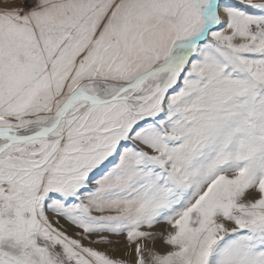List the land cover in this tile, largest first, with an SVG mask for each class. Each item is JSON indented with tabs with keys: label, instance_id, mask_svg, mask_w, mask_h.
<instances>
[{
	"label": "snow or ice",
	"instance_id": "snow-or-ice-1",
	"mask_svg": "<svg viewBox=\"0 0 264 264\" xmlns=\"http://www.w3.org/2000/svg\"><path fill=\"white\" fill-rule=\"evenodd\" d=\"M0 264H264V0H0Z\"/></svg>",
	"mask_w": 264,
	"mask_h": 264
},
{
	"label": "rangeland",
	"instance_id": "rangeland-1",
	"mask_svg": "<svg viewBox=\"0 0 264 264\" xmlns=\"http://www.w3.org/2000/svg\"><path fill=\"white\" fill-rule=\"evenodd\" d=\"M70 234H71V233H70ZM85 243H87V241H85ZM93 246H94V247H98V248H100V249H102V250H103L104 247H105V246H103V245H93Z\"/></svg>",
	"mask_w": 264,
	"mask_h": 264
}]
</instances>
